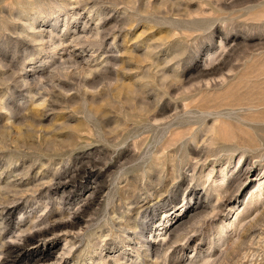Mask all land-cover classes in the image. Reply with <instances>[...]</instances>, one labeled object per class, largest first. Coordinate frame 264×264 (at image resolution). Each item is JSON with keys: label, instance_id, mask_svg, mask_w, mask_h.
<instances>
[{"label": "rangeland", "instance_id": "rangeland-1", "mask_svg": "<svg viewBox=\"0 0 264 264\" xmlns=\"http://www.w3.org/2000/svg\"><path fill=\"white\" fill-rule=\"evenodd\" d=\"M0 264H264V0H0Z\"/></svg>", "mask_w": 264, "mask_h": 264}, {"label": "bare ground", "instance_id": "bare-ground-1", "mask_svg": "<svg viewBox=\"0 0 264 264\" xmlns=\"http://www.w3.org/2000/svg\"><path fill=\"white\" fill-rule=\"evenodd\" d=\"M29 241H30V240H29ZM32 243H33V242H32ZM24 247H25V246H24ZM21 249H22V248H21ZM15 250H16V249H15ZM13 252H14V251H13ZM16 254H17V253H16ZM37 256H38V255H37ZM44 256H45V255H40L38 259H39V260H42V258H43Z\"/></svg>", "mask_w": 264, "mask_h": 264}]
</instances>
